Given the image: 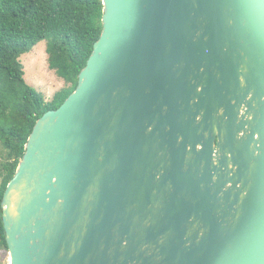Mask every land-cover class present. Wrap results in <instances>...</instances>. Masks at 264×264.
<instances>
[{
	"label": "water",
	"instance_id": "95a60500",
	"mask_svg": "<svg viewBox=\"0 0 264 264\" xmlns=\"http://www.w3.org/2000/svg\"><path fill=\"white\" fill-rule=\"evenodd\" d=\"M101 3L4 190L8 264H264V0Z\"/></svg>",
	"mask_w": 264,
	"mask_h": 264
},
{
	"label": "trees",
	"instance_id": "16d2710c",
	"mask_svg": "<svg viewBox=\"0 0 264 264\" xmlns=\"http://www.w3.org/2000/svg\"><path fill=\"white\" fill-rule=\"evenodd\" d=\"M101 0H0V204L37 119L74 91L102 30ZM46 42L48 69L64 86L45 101L24 81L21 55ZM0 207L1 250L7 252Z\"/></svg>",
	"mask_w": 264,
	"mask_h": 264
},
{
	"label": "rangeland",
	"instance_id": "374dc122",
	"mask_svg": "<svg viewBox=\"0 0 264 264\" xmlns=\"http://www.w3.org/2000/svg\"><path fill=\"white\" fill-rule=\"evenodd\" d=\"M45 49L46 42L41 41L28 53L21 55L19 61L23 67L25 83L48 101L64 86V82L48 69ZM1 255L2 260L8 264V254L3 249Z\"/></svg>",
	"mask_w": 264,
	"mask_h": 264
}]
</instances>
